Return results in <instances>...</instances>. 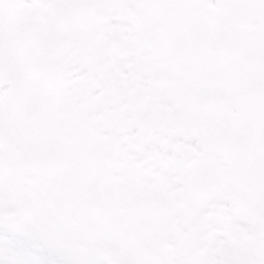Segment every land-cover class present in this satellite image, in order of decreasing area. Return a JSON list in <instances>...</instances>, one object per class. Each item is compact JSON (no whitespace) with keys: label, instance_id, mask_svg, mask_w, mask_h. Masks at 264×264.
<instances>
[{"label":"rangeland","instance_id":"374dc122","mask_svg":"<svg viewBox=\"0 0 264 264\" xmlns=\"http://www.w3.org/2000/svg\"><path fill=\"white\" fill-rule=\"evenodd\" d=\"M114 1L117 8L116 27L123 31L121 36L127 43L125 53L133 58V64L125 65L116 49L118 56L105 66V72L107 77L116 76L115 86L121 93L123 111L127 108L128 98L130 104H135L130 99L132 96L128 88L141 79V71L147 67L142 66L141 58L146 55L148 62L153 61L151 78L147 76L146 79L150 83L147 88L149 96L154 99L155 112L149 120V111L146 113L138 104L131 106V114L137 115L140 126L123 128L125 134H122L125 138L130 130L128 135H141L144 132L149 135L153 152L149 155L147 149L146 156L153 157V168L143 175L132 160L121 159L124 154L118 151L116 142L119 128L114 127L115 133H105L103 130L108 127L96 125L90 119L86 121L77 114L73 115L76 119L72 123L58 122L51 131L43 133L41 141L46 149L44 151L35 143L36 153L32 158L12 162L0 155V185L12 196L38 210L58 218L72 216L89 233L106 238L100 255L109 262L126 258L132 264H201L195 261L200 258L198 251H206L213 245V238L221 229L218 214L228 202L242 212V219L250 222L253 232L264 238V225L254 217L257 208L264 212V194L251 197L245 190L247 185L242 183V176L246 172L264 174V124H260V115L264 116V98L260 100V84L264 86V26L260 23V32L256 28L254 31L249 29V36L244 34L242 37L244 28L236 22L230 24L231 20L223 14L221 2H217L222 20L226 19L229 23L223 22L221 28L214 29L199 19L197 4L190 9L196 0L185 9L179 0L178 7L185 20V37L182 40L187 45L185 59L183 62L166 63L158 58L157 53L161 50L155 41L166 23L160 4L163 1L148 0L145 8L143 4L134 8L133 0ZM127 7L133 9L132 16L127 14ZM143 8L147 11L146 15ZM231 8L230 15H233L236 12L233 5ZM174 11L171 8L168 11L169 22L176 17L177 11ZM143 23L147 26H143ZM249 25L246 26L249 28ZM148 34H152L154 40L153 58L146 52ZM252 37L253 44L248 41ZM241 42L248 43L250 48L260 43L254 48L260 53L259 71L256 72L259 74H243L241 62L236 58ZM120 69L129 74L130 83L121 77ZM172 71L175 74L180 72L181 79L173 78L174 75H170ZM174 81L179 83L181 98L178 96V99L173 93L177 88ZM233 83L236 85L233 86ZM212 85L215 91L208 101L213 105L212 110L203 114L185 106L182 99L185 92L211 91ZM220 89L228 101L217 112L215 106L219 103L216 101V91ZM249 92L253 95H248ZM254 93L259 95L254 96ZM234 110L238 112L236 119L232 116ZM157 116L165 124H157ZM242 122L244 125L240 126ZM72 132L78 137H86L87 142L80 141L73 146L70 140ZM231 135L236 142L247 139L248 144L240 145L241 149L237 152H229L230 148L223 145ZM58 137H64V140L60 141ZM187 144L193 146L195 154L188 163L179 164ZM68 150L71 153L66 155L65 151ZM84 152L105 157L106 167L97 168L94 173L89 167L80 165ZM119 160L121 164H115ZM241 162L244 164L241 165ZM145 164L144 170L149 166ZM207 164L211 168V183L204 208L197 213L190 192L196 193L197 174ZM160 169L163 171L157 176L155 171ZM20 176L24 178L23 183ZM125 188L140 194L147 203L132 202L123 192ZM149 202L153 207L148 205ZM131 212L138 215L137 225L152 226L154 231L145 233L138 228L134 232L135 238H131L132 223L127 224ZM200 222L204 225L203 233ZM177 226L181 232L176 231ZM160 227H163L162 231H159ZM168 232L175 234L166 235ZM190 232H194V235ZM160 242L161 247L149 246ZM197 247L200 249L197 250Z\"/></svg>","mask_w":264,"mask_h":264},{"label":"flooded vegetation","instance_id":"af4514ba","mask_svg":"<svg viewBox=\"0 0 264 264\" xmlns=\"http://www.w3.org/2000/svg\"><path fill=\"white\" fill-rule=\"evenodd\" d=\"M178 1L160 2L166 23L155 41L161 50L158 56L166 62H183L186 54L182 41L184 14L177 12L169 22L168 11L171 7L178 11ZM187 1L181 0V4L185 7ZM215 2H221L223 14L229 20L244 28L243 36L248 34L249 21V27L260 30L264 0ZM232 5L236 15H230ZM0 14V52L5 66L0 87L3 156L12 160L32 158L36 153L34 145L45 149L43 133L75 114L112 128L104 132H113L116 125L138 124L137 115L131 114L133 107L120 111L116 76L107 77L105 72V66L116 59L111 48L117 14L114 0H5L0 4ZM153 41L152 34H148L146 50L150 55ZM248 41L253 44L254 37ZM257 45L260 43L254 46ZM248 46L241 42L237 50L241 63L248 59ZM40 73L51 82L42 80ZM148 116L151 120L152 111ZM233 257L230 255V259ZM197 261L201 262V258Z\"/></svg>","mask_w":264,"mask_h":264},{"label":"bare ground","instance_id":"6f19581e","mask_svg":"<svg viewBox=\"0 0 264 264\" xmlns=\"http://www.w3.org/2000/svg\"><path fill=\"white\" fill-rule=\"evenodd\" d=\"M147 2L148 0H142V2L133 0V7L137 8L143 4L145 8ZM144 8L143 14L146 15L147 11ZM126 10L129 16L133 15V9L127 7ZM198 11L203 22L209 24V26L213 27L214 29H217L219 27L220 11L215 0H198ZM143 26H147V24L143 23ZM113 38L114 39L111 44L112 48L114 50H119L121 59L123 60L124 64L132 65L133 58L125 53L127 43H125V38L121 36L118 28L116 29ZM146 57V55H143V57L141 58L142 66L147 65V67H144L143 71H141L142 74L140 76L138 75L141 79L138 82L129 85V94H131L132 98L137 101L136 104L140 105L142 109H145L146 106L150 103L154 104V99L149 96V90L147 88L149 80L146 79L147 76H150L152 74L154 63L153 61L148 62L145 59ZM120 75L122 78L128 79L130 83V78L128 76L129 74H127L123 70H120ZM235 85L236 84L233 83V86ZM239 86L242 85L239 84ZM210 89L212 92L208 89H204L196 93L185 92L182 97V99H184L185 106L187 105V107L200 111L203 114H205L207 111L212 110L213 105L208 101L213 97L212 93L215 91V87L212 85ZM216 92V101L217 103H219V105L215 106V108L217 107L218 112V109L224 106V104L228 101V98L225 96V93L221 91V89ZM248 95L252 96L253 94H250L249 92ZM256 95L259 94L254 93V96ZM176 96L177 99L178 96H180L181 98V95L179 93L176 94ZM262 98H264V86L260 84V100H262ZM152 111L154 110L152 109ZM232 116L234 117V119H236L238 117V112L234 110ZM260 124H264V116L261 115ZM239 125L243 126L244 123L242 122ZM119 129H121V127H119ZM89 130L90 132L93 131V129ZM128 133H131L130 130L128 131ZM122 134L123 132H120L118 134V137L116 138L117 149L120 153H122L121 155L124 154L123 158L121 159L124 160L125 158H127L128 160H132V164L138 165V168L141 169L143 175L149 173V171L153 168V157L146 155L148 154L147 149H149V155L152 154L153 145L151 141H149L148 134L145 132L141 135H127L125 138L122 137L124 136ZM58 139L60 141H63L64 137H58ZM102 139L103 141H105V138ZM70 140L73 143V146L80 141L87 142L86 137H78L75 132H72ZM228 145L232 146L229 152H237L239 149H241L239 146L234 145L233 143ZM87 148L89 149V146H87ZM84 150L88 151L86 148H84ZM184 150H186V152L184 153L183 159H181L182 161H180L179 164L182 162L188 163L190 160H192V155H194V151H196L193 146L189 144L185 146ZM69 153H71L69 150L65 151L66 155ZM81 156L82 157L79 164L89 167L94 173H96L97 168H105L107 165V160L103 156H91L87 155V153L85 152L82 153ZM120 162L121 160L115 162V164L120 165ZM145 163H148L149 166H147V169L144 170L143 166L146 165ZM240 164L242 165L244 164V162H241ZM263 166L264 160L262 162V167ZM162 171L163 169L156 170L155 174L159 176ZM242 183L247 185L245 187V190L248 192L249 196H262L264 194L263 173H261L260 175H254L252 172H246L242 176ZM123 192L125 193L126 197L132 202H139L144 204L147 203L137 192L128 191L126 188L123 189ZM194 196L195 193H193L192 197L194 198ZM232 201L234 200L232 199ZM148 205L153 207V204L150 202L148 203ZM218 215L221 223V229L218 230L219 232L215 234V238H213V245L208 247L206 251L200 252L201 262L203 264H264V238H260L259 234L253 232V226H251L250 222L242 219V212L234 208L232 204L228 202L227 205L224 204L223 210L220 211ZM128 218L129 219L127 224L132 223L133 228L130 231L131 238H135L134 236L136 235L134 234V232H136L138 228L143 229L145 233L154 231L152 226L147 225L146 227H143L135 223L138 219L137 213H129ZM202 225L203 222H200V231L203 233L204 225ZM210 227L212 226H208V228ZM162 229L163 227H160L159 231H162ZM175 229L179 232L178 226ZM157 230L158 229H156L155 231ZM230 254H234L233 259H230Z\"/></svg>","mask_w":264,"mask_h":264},{"label":"snow or ice","instance_id":"6c2138e0","mask_svg":"<svg viewBox=\"0 0 264 264\" xmlns=\"http://www.w3.org/2000/svg\"><path fill=\"white\" fill-rule=\"evenodd\" d=\"M105 242L74 217L40 211L0 185V264H132L126 258L103 259Z\"/></svg>","mask_w":264,"mask_h":264},{"label":"water","instance_id":"95a60500","mask_svg":"<svg viewBox=\"0 0 264 264\" xmlns=\"http://www.w3.org/2000/svg\"><path fill=\"white\" fill-rule=\"evenodd\" d=\"M255 67V63H250L248 69L252 70ZM4 76V65L2 62V57L0 54V84L2 83ZM206 188V179H205V174L200 178V189H199V197L196 199V209H200L203 203V192Z\"/></svg>","mask_w":264,"mask_h":264}]
</instances>
